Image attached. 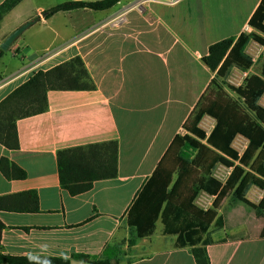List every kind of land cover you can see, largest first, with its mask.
<instances>
[{"label":"crops","instance_id":"crops-1","mask_svg":"<svg viewBox=\"0 0 264 264\" xmlns=\"http://www.w3.org/2000/svg\"><path fill=\"white\" fill-rule=\"evenodd\" d=\"M27 1L0 23L1 44L39 17L0 60V102L34 73L75 57L95 89L49 91L45 113L17 121L18 150L0 145V159L6 157L26 174L10 181L0 174V197L34 191L39 201L35 214L0 212L3 254L101 259L108 249L111 264H195L188 248H175V237L162 234L160 220L151 236L128 250L126 215L174 137L184 135V123L214 78L202 58L211 45L251 32L248 21L261 0H229L234 28L229 34L218 14H191L197 0H121L105 11L58 12L46 19L41 13L52 7L18 16ZM69 1L99 0L64 2ZM185 3L181 14L175 8ZM263 62L255 64L260 67L253 75H259ZM110 141L118 147L117 177L94 182L78 196L62 190L57 153ZM211 202L200 209L211 208ZM241 233L246 236L231 239ZM209 236L210 264H264V238L251 237L244 225L211 227Z\"/></svg>","mask_w":264,"mask_h":264},{"label":"trees","instance_id":"trees-1","mask_svg":"<svg viewBox=\"0 0 264 264\" xmlns=\"http://www.w3.org/2000/svg\"><path fill=\"white\" fill-rule=\"evenodd\" d=\"M23 0H5L0 4V23ZM121 0L94 2L69 1L41 13L49 18L58 12L74 10L105 11ZM39 21L36 17L32 22ZM264 0H261L248 21L249 33L227 38L211 45L203 64L214 73L209 87L201 96L191 116L184 123V135H176L144 184L126 215L130 230L128 247L154 233L160 220L162 234L174 236V247L188 248L195 264H210L206 246L212 244L209 229L230 228L258 220L256 234L264 238V195L255 205L246 199L251 187L264 191V109L258 101L264 96V62L259 75L245 79L243 86L229 87L237 99L233 100L218 84L233 69L248 72L252 61L245 49L252 40L264 45ZM5 52L0 50V60ZM95 86L79 57L47 71H38L0 102V145L9 151L18 150L17 121L45 113L49 91H90ZM204 117L214 121L207 135L199 124ZM240 136L247 142L241 155L233 148ZM118 147L115 141L61 150L57 153V172L62 190L78 196L92 189L97 181L117 177ZM231 169L224 183L213 177L216 166ZM0 174L4 179L23 180L25 172L6 157L0 159ZM200 193L213 198L211 208L202 210L195 205ZM227 203L223 206V201ZM221 211L219 214L218 212ZM239 213L237 224L230 214ZM0 212L35 214L39 201L34 191L0 197ZM4 225L0 221V264H111L108 249L103 258L91 259L74 255L70 259L47 258L43 262H29L26 257L5 255L1 248ZM248 231V230H247ZM245 234L231 239L244 238Z\"/></svg>","mask_w":264,"mask_h":264},{"label":"rangeland","instance_id":"rangeland-1","mask_svg":"<svg viewBox=\"0 0 264 264\" xmlns=\"http://www.w3.org/2000/svg\"><path fill=\"white\" fill-rule=\"evenodd\" d=\"M64 1L65 0H30V1H27V2L22 4V6L19 8L18 16L23 17L26 14H28L29 12L36 10V8H39V7H43L44 9H48V8L53 7V6H55L61 2H64ZM196 2L197 3L200 2V3L198 5H191L190 6V10H191L192 15L202 14L204 12L207 14H211V13L218 14L221 17L220 20L222 18H224V20H225L227 34H229L230 32L233 31L234 28L232 26V18L230 17V10H229L230 8L228 7L229 0H205V1L197 0ZM201 2H205V5H201ZM218 4L220 6H217ZM175 9L181 14L186 13V3L185 4H179ZM246 9H247V5L242 6L241 9H238V15L242 16L246 12ZM34 19H35V17L31 20H34ZM262 58L264 59V49L261 52V56H260V59L258 60V62ZM259 67H260V65L259 66L255 65L254 69L252 67L251 71H249V73H248V76L253 75V71H258ZM239 83H241V78H238L235 76L228 77L224 81L223 80L218 81V84L220 85V87L233 100H236L237 97L233 92H231L229 87H236V86H238ZM199 126L207 134H209L211 132V130L213 129L214 122L210 118L205 117L202 119ZM233 146L235 147V149L239 153H242L246 149L247 144L242 139L237 138V139H235ZM229 174H230V170H228V169H226L220 165L216 166L214 171H213V175L217 179H219V181H221L222 183H224L226 181ZM260 197H261V193L259 191H257V189H255L254 187H251L246 194V199L252 204H253V202L257 203L258 201H260ZM207 199H208V202L203 199V195L199 194L195 203L201 208L206 207L205 205H207V206L209 205V200L213 201L212 199H209V198H207ZM226 200L227 199H225L223 201L222 205H224ZM238 217H239L238 211H234L232 214H230V221L232 223L237 224L239 221ZM252 221H253L252 223H251V221H249V224H247V223L243 224L246 228V233L247 232L254 233L255 231H257L256 226L259 222L254 216H253ZM129 248L130 247H128V250H129ZM116 262H118V261H116Z\"/></svg>","mask_w":264,"mask_h":264},{"label":"built area","instance_id":"built-area-1","mask_svg":"<svg viewBox=\"0 0 264 264\" xmlns=\"http://www.w3.org/2000/svg\"><path fill=\"white\" fill-rule=\"evenodd\" d=\"M178 0H171V3H176ZM264 24V23H263ZM264 49V45H261V44H259L258 42H256V41H254V40H252V41H250L249 43H248V45H247V47H246V49H245V55L252 61V64L253 65H255L256 63H257V61L260 59V56H261V52H262V50ZM252 69V68H251ZM248 73H249V71L248 72H241V71H239V70H236V69H233L232 71H231V73L229 74V76L228 77H231V76H235V77H238V78H241V83H239L238 84V86H236V87H234V88H238V87H241V86H243V84H244V81H245V79L246 78H248L249 76H248ZM227 77V78H228ZM258 106H260L262 109H264V96H262L261 97V99L258 101ZM205 118V117H204ZM207 118H209V117H207ZM211 119V118H210ZM212 120V119H211ZM214 122V121H213ZM200 125V124H199ZM200 127V126H199ZM214 127V126H213ZM201 128V127H200ZM202 129V128H201ZM203 130V129H202ZM204 131V130H203ZM205 132V131H204ZM206 133V132H205ZM207 134V133H206ZM208 135V134H207ZM237 138H240V139H242L243 141H245V143L247 144V142H246V140H244L242 137H240V136H237L235 139H237ZM235 139H234V141H235ZM234 141H233V143H232V148L236 151V152H238L236 149H235V147L233 146L234 145ZM243 153V152H242ZM242 153H239L238 152V154L239 155H241ZM223 167V166H222ZM225 168V167H224ZM227 169V168H226ZM228 170H230V172H231V169H228ZM213 177L216 179V180H218L219 181V179H217L214 175H213ZM221 182V181H220ZM255 189H257V191H259L260 193H261V197H260V200L262 199V197H263V195H264V191H261V190H259L258 188H256V187H254ZM205 194V193H204ZM207 195V194H206ZM199 196V195H198ZM197 196V197H198ZM208 196V195H207ZM210 197V196H209ZM197 199V198H196ZM196 201V200H195ZM260 201H258V203H259ZM253 204H254V202H253ZM195 205H196V203H195ZM197 206V205H196ZM198 207V206H197ZM200 208V207H199Z\"/></svg>","mask_w":264,"mask_h":264},{"label":"water","instance_id":"water-1","mask_svg":"<svg viewBox=\"0 0 264 264\" xmlns=\"http://www.w3.org/2000/svg\"><path fill=\"white\" fill-rule=\"evenodd\" d=\"M34 22L29 21L15 29L6 39L0 44V50L3 52H7L10 46L14 43V41L25 31L27 30ZM29 262H43L46 260L44 257H29ZM71 264H84L79 261H72Z\"/></svg>","mask_w":264,"mask_h":264}]
</instances>
